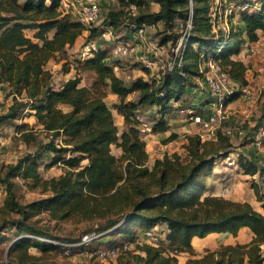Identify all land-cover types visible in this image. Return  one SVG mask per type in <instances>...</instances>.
<instances>
[{
    "label": "trees",
    "instance_id": "trees-1",
    "mask_svg": "<svg viewBox=\"0 0 264 264\" xmlns=\"http://www.w3.org/2000/svg\"><path fill=\"white\" fill-rule=\"evenodd\" d=\"M232 1L229 16L216 23L211 0H116L117 6L105 14L101 26L112 31L125 26L135 33L138 28L161 23L169 32L161 43L172 42L169 62L182 36L173 30L180 27L182 32L189 20L192 25L180 66L169 70L167 64L158 75L146 70L147 78L140 76L126 84L114 72L118 66L114 61L121 58L110 60L108 49L100 46L91 57L80 59L82 44L91 40L84 39L85 33L90 30L91 37L100 28H84L64 10L61 0H0V84L6 86L4 98L8 100L4 109L0 103V126L27 116L34 119L31 124H14L20 139L34 145L33 152L0 170V187L5 190L0 207V245L9 241L8 257L28 256L30 247L41 252L65 250L66 246L45 241L58 237L38 225L42 214L64 221L114 213L92 229L103 243L94 251L96 257L98 250L120 243H136V248L109 264H178L181 254L190 255L185 264H264V165L235 153L238 168L252 179L250 187L260 211L249 202L206 193L215 162L234 153L225 127L206 140L197 133L187 135L182 155L165 154L150 161L145 136L135 120L150 109L157 119L152 131L158 133L167 128L166 116L175 105L201 112L192 91L197 88L196 79L201 78L207 96L201 104L208 106L204 78L209 61L224 70L235 86H248L247 66L239 55L246 43L257 42L264 33V0ZM235 10L238 13L234 14ZM80 38L83 41L74 55V65L64 72L74 68L75 75L56 85L48 62L66 53ZM133 43L137 45V41ZM155 50L147 45L149 55L140 53L141 58L152 59ZM84 72L91 75L89 86L81 85ZM107 92L117 97L112 107L105 101ZM131 92L137 93L133 99L128 98ZM182 95L189 97L185 108ZM239 95L236 92L226 104ZM113 111L122 119L121 130ZM42 133L47 141L40 138ZM176 138L177 134L171 133L164 143ZM114 149L120 155L114 154ZM47 153L52 156L46 167L60 164L65 169L57 178L43 179L39 173L40 160ZM16 178L50 194L21 203ZM161 226L165 227L163 240L156 245L137 244L142 231L157 235ZM243 227L252 233L249 242L220 245L196 256L194 237L212 233L236 237ZM12 229L16 236L10 240L7 233ZM88 231L65 241L79 243ZM88 245H73L70 250Z\"/></svg>",
    "mask_w": 264,
    "mask_h": 264
},
{
    "label": "rangeland",
    "instance_id": "rangeland-1",
    "mask_svg": "<svg viewBox=\"0 0 264 264\" xmlns=\"http://www.w3.org/2000/svg\"><path fill=\"white\" fill-rule=\"evenodd\" d=\"M95 1H98L101 4L102 12L100 20L92 25L91 28L97 27L98 29H100L94 36L91 37H89L91 31H87L85 33L84 39L88 38L91 40H95L98 44H101L102 47L108 49V58L110 60H113V57L110 55L111 49L115 44L119 42L129 41L127 38V30L130 31V28L121 26L118 30L115 31H112L109 28H103V26H101V22L105 14L109 10L115 8L117 6V2L116 0ZM229 1L230 0H211L212 11L216 23H218L220 20L224 21L225 18L229 16L230 13L227 11L228 7L230 6ZM235 2L237 1L235 0ZM236 13H238V11L234 12V14ZM144 30V37L142 39L145 41L146 46L151 43L156 48V50L154 51V57L152 59L149 58V61L151 63L150 65L153 69H145L142 62L131 63V61L134 60L132 59L133 57H131L132 55L114 61L116 64H118V66L120 64L129 66L128 68H123L120 66V69L116 71L117 75L121 77L126 84L131 83L132 80L140 76L147 78L148 76L146 70H148L151 75L160 74L161 72L165 71L166 66L169 62V56L171 55V50L173 48L171 45L172 42L170 41L166 44L161 43V38H163V36L166 37L169 32L165 30L164 26L161 23H159L156 27H149L147 25L145 26ZM103 31L111 32L112 38L102 43L103 37H101V33ZM173 32L182 34L180 27L175 28ZM27 33L29 35L32 34L31 31H27ZM179 41L177 42V44L179 43ZM145 47L142 48L141 52L144 56L149 55L148 52L145 51ZM75 54H77L75 51L68 50L64 54H57L56 57L52 58L48 62L47 68L52 71L54 76L53 81L56 85L75 75L74 68L70 69L68 73H64L65 69L68 66H71L72 64L74 65ZM239 58L243 60L247 66L246 77L248 80V88L253 94L254 101H251L247 96L240 94L237 98L227 103L226 118L223 120L220 126L242 129L245 131V133L249 134L257 127L264 125V33H260V37L257 42L245 45L242 53L239 55ZM155 62L156 64H154ZM140 71H142V75ZM91 79V75L87 72H84L82 74L81 84L89 86ZM202 83L203 81L201 80V78L196 79L197 88L195 91V95H197L198 100L202 99V96L205 94L204 84ZM6 89L7 88L5 86H0V103L4 104L3 109L7 106L8 103V100H5L4 98ZM136 95V92H131L128 98L133 99L134 97H136ZM181 98L184 99V105L182 106L183 108H185L184 106L186 105V102L189 101V97L186 95H182ZM105 101L108 106L112 107V105L117 101V97L107 92ZM172 108L173 111L166 116L167 128L164 131H159L158 134L155 133L154 136L148 138L147 151L149 153L150 161H152L155 157H162L165 154L171 155L173 153H176L182 155L185 137L197 132V127L189 123V121L184 116H182V114L178 113V110L180 108H178L176 105ZM203 108L207 109V105H204ZM1 109L2 107H0V110ZM113 113L115 116V121L119 129L121 130L124 126L122 119L118 114H116L115 111H113ZM141 116L144 117V119L151 126H153V124H155V122L157 121L156 117H154V115L152 114L149 115L142 112ZM33 120V117L27 116L22 120L15 121L13 124L0 126V140L2 141L0 144V170L3 169L6 165L14 164L18 158L25 155L26 153L33 152L34 145H26L20 139V136L16 132V128L14 125L20 124L22 122H28L29 124H31L33 123ZM36 133H39L38 129ZM171 133L177 134V138L164 143V139H166ZM40 138H42L43 141H47V137L43 133L40 134ZM230 142L232 148L234 149V153H241L247 158L264 165V148L254 149L250 147L247 144L245 137H243L242 139L237 136H231ZM113 152L117 156L120 155L119 150L114 149ZM51 156V153H47L40 160V167L38 170L43 179H48L51 177L57 178L64 173L65 169L60 164L46 167V164L49 163ZM251 180V177L245 175L238 168L236 163L233 165L217 163L216 165H214V168L212 169V172L208 177V191L206 193L209 192L231 200L242 202L246 201L253 205L256 209L261 211V207L257 203L253 190L250 187ZM14 181L16 183L15 190L21 203H27L35 199L44 198L50 194L48 191H45L41 187H34L32 184L28 183L27 181H23L20 178H16ZM4 196L5 190L1 186L0 207L3 204ZM107 217H114V213H110L103 218H94L90 220H80L75 218L64 221L51 220L47 216V214H42L38 217L37 220L39 226L47 227L50 232L58 237V240L45 241L62 247L65 244H68L67 241H65L68 238H78L83 233L85 234L87 230L90 231H88L86 235L92 234V229L97 227L96 224L104 223L107 220ZM7 235L8 238L12 240L16 236V231L13 229L9 230ZM157 235L158 239L161 240V237H163V235L160 230L157 231ZM99 238L100 236L90 242L89 245L87 244V247H75L74 249H72L69 255L65 254L62 248L48 252H41L37 248L30 247L28 249V256L25 257H22L19 254L8 257L7 248L10 245L8 241L0 245V264H109L111 262L102 261L101 259L96 257L94 253L96 248H99L103 244L99 242ZM218 238L219 240H221L222 237L218 235H212L208 236L205 240L195 241L194 244L196 249L194 252L196 256L203 255L208 249L214 250L215 248H217L216 239ZM141 239V237L138 239L137 244L142 243ZM135 246L136 243L130 244V251H134L136 248ZM201 247H203V249H201ZM262 253L264 254V245L262 246ZM189 257V254L179 255L177 257L178 264H185L187 258Z\"/></svg>",
    "mask_w": 264,
    "mask_h": 264
},
{
    "label": "built area",
    "instance_id": "built-area-1",
    "mask_svg": "<svg viewBox=\"0 0 264 264\" xmlns=\"http://www.w3.org/2000/svg\"><path fill=\"white\" fill-rule=\"evenodd\" d=\"M62 7L66 12H70L76 18V20L84 27L89 28L97 21L100 20L102 7L101 5L93 0H61ZM228 12L230 13L233 8V3H229ZM191 21L189 20L186 24L185 29L182 31V36L179 43L176 45L172 52L171 60L168 63V69L171 70L175 65L180 66L182 55L187 46L186 37L191 30ZM144 28H138L134 33V38L142 39L144 37ZM103 39H111V32L103 31L101 33ZM149 49L152 51L155 47L149 43ZM100 47L95 40L85 41L80 48V59L84 60L92 56L93 52ZM138 52V46L132 41L119 42L113 46L110 51V55L115 58H125L127 56L134 55ZM145 68H151V63L147 58H141ZM207 72L205 73V86L208 89L210 101L207 106V114L203 115L202 112L195 111L191 108L179 109L178 113L182 114L189 122L197 127V134L201 140L213 138L220 129V125L226 118V102L236 92H240L241 95H245L254 101L253 94L248 86H235L228 74L222 70L215 62L209 61L207 63ZM116 68H114V71ZM136 123L139 127L140 132L144 136L152 134V126L141 116L137 115ZM225 134L231 136H237L239 138L245 137L247 144L254 149L264 148V125L257 127L250 134L245 133L244 130L225 127L223 128ZM0 140V144H1ZM237 161V154L229 153L222 160L215 162L226 165H233ZM100 234H87L81 238L79 243L74 245H87L92 242ZM140 237L142 242L156 245L158 242V236L151 230H144L141 232ZM45 240V239H43ZM66 246L64 253L69 255L71 253L70 247L73 244H65ZM130 250V243H120L111 247L103 248L97 251V257L104 262H114L122 253Z\"/></svg>",
    "mask_w": 264,
    "mask_h": 264
},
{
    "label": "crops",
    "instance_id": "crops-1",
    "mask_svg": "<svg viewBox=\"0 0 264 264\" xmlns=\"http://www.w3.org/2000/svg\"><path fill=\"white\" fill-rule=\"evenodd\" d=\"M150 27V26H149ZM127 38H128V40L129 41H137V46H138V52L136 53V54H134L133 56H131V57H133L132 59H134L133 61H131V63H135V62H140L141 61V57H142V54H140L141 53V50H142V48H144L145 46H146V43H145V41L143 40V39H137V40H134V32H128L127 33ZM81 43H82V39L80 38L77 42H76V44H74V46L70 49V50H72V51H78L79 50V48H80V46H81ZM247 44H249V43H246L245 45H247ZM245 45H244V47H245ZM99 46H102L101 44H99ZM146 48V47H145ZM152 57V56H151ZM154 64H156V62L154 63ZM120 66L121 67H123V68H128L129 66H127V65H122V64H120L119 66H116V67H114V68H116V70L114 71L115 72V74L117 75V73H116V71H118V69H120ZM154 67H155V65H154ZM151 69H153L152 67H151ZM51 71V70H50ZM52 72V71H51ZM140 73H141V75H142V71H140ZM83 74V73H82ZM144 75V74H143ZM121 78V77H120ZM203 84V83H202ZM82 85V84H81ZM0 86H5L4 84H0ZM6 87V86H5ZM195 91H196V89L195 90H193L192 91V95H193V100H194V103H198V105H200V107H202V109L200 108V110H201V112L203 113V115H205L206 114V112H207V109H205V108H203L204 107V105L203 104H201V101H203V100H205L206 99V94H204L203 96H202V99H200V100H198V97H197V95H195ZM144 113H146V114H149V115H151L152 114V111L150 110V109H148V110H145V112ZM183 116V115H182ZM189 123H191V122H189ZM192 124V123H191ZM192 125H194V124H192ZM195 126V125H194ZM154 132H152V134L151 135H148V136H145V140H146V142L148 141V138H150V137H152V136H154ZM158 134V133H157ZM184 142H185V140H184ZM147 147H148V142H147V144H146V150H148L147 149ZM259 155V154H258ZM260 156V155H259ZM258 203V202H257ZM258 210V209H257ZM160 230L162 231V235H163V233L165 234V228H164V226H161L160 227ZM164 230V231H163ZM140 235H141V233H140ZM212 235H218V236H221L222 238H221V240H219V238L218 239H216V242H217V247L218 246H220V245H225V244H235V243H247V242H249L250 240H251V238H252V233L250 232V230L247 228V227H243V228H241L240 229V231L238 232V234H237V236L236 237H234L233 235H231L230 233H212V234H209V235H207L206 237H204V238H198V237H194L193 239H192V245H193V249H194V251H195V241H201V240H205L208 236H212ZM161 236V235H160ZM164 236L165 235H163V237H161V239L163 240L164 239ZM140 237V236H139ZM215 243V242H214ZM201 249H203V247H201Z\"/></svg>",
    "mask_w": 264,
    "mask_h": 264
}]
</instances>
